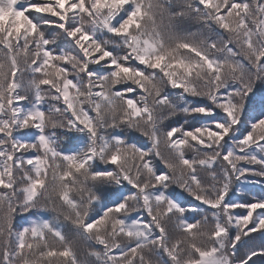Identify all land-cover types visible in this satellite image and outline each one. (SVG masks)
<instances>
[{"label":"snow or ice","instance_id":"6c2138e0","mask_svg":"<svg viewBox=\"0 0 264 264\" xmlns=\"http://www.w3.org/2000/svg\"><path fill=\"white\" fill-rule=\"evenodd\" d=\"M0 264H264V0H0Z\"/></svg>","mask_w":264,"mask_h":264}]
</instances>
